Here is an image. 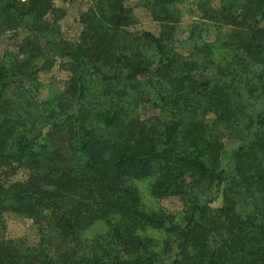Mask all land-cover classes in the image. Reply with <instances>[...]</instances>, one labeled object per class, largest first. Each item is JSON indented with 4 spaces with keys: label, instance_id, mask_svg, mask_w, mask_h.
<instances>
[{
    "label": "trees",
    "instance_id": "trees-1",
    "mask_svg": "<svg viewBox=\"0 0 264 264\" xmlns=\"http://www.w3.org/2000/svg\"><path fill=\"white\" fill-rule=\"evenodd\" d=\"M75 1L0 0V218L38 231L0 264H264V0H139L158 36L130 32L133 0H90L70 42Z\"/></svg>",
    "mask_w": 264,
    "mask_h": 264
},
{
    "label": "rangeland",
    "instance_id": "rangeland-1",
    "mask_svg": "<svg viewBox=\"0 0 264 264\" xmlns=\"http://www.w3.org/2000/svg\"><path fill=\"white\" fill-rule=\"evenodd\" d=\"M139 0H133L129 3L130 8L133 10L134 15L136 16L138 23L135 27L130 28V32L134 34H141L143 32H150L156 36L160 33V25L153 21L149 13L138 5ZM191 4V3H190ZM190 4L180 6L179 8L183 9L185 16L182 19L181 24L178 27V39H179V48L178 51L184 54H187L190 50V47L187 44H182V40L186 39L187 28L190 24H193L197 20L196 14L190 11ZM220 5V0H212L210 6L218 8ZM90 0H76L73 3H61L57 2L56 7L62 8L65 11V17L60 22L62 29L63 37L67 41L76 42L80 37V26L78 20L80 16L89 8ZM211 31V30H210ZM209 33V32H208ZM211 33V32H210ZM214 34V31L210 34V38ZM181 40V42H180ZM15 41L13 39L9 40L8 38L0 40V53L6 50L7 48H14ZM68 79V73L62 71L58 66L46 74L40 76L42 84L47 88H43L40 92L39 99L44 100L47 98L50 87H56L59 89H64L65 83ZM144 116L152 114L149 109L144 110ZM27 174H18L13 180H25ZM141 195L143 198V203L145 207L151 210H157L159 208H164L166 211L177 214L181 211V203L176 198H170L165 200H155L151 198L145 189V186H140ZM215 207L220 206V202H217ZM103 230V227H98L93 233H100ZM37 228L34 226L33 221L25 217L5 213L0 218V240L5 239H26L28 242H35L38 238Z\"/></svg>",
    "mask_w": 264,
    "mask_h": 264
}]
</instances>
